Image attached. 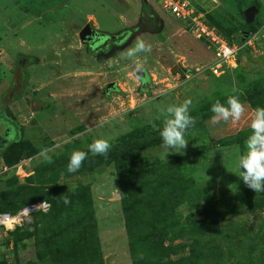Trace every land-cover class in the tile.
I'll use <instances>...</instances> for the list:
<instances>
[{
    "label": "rangeland",
    "instance_id": "374dc122",
    "mask_svg": "<svg viewBox=\"0 0 264 264\" xmlns=\"http://www.w3.org/2000/svg\"><path fill=\"white\" fill-rule=\"evenodd\" d=\"M7 1L0 0V121L14 136L0 150L8 170L0 175V213L41 200L51 208L15 229L0 227V264H264V193L239 178L232 148L243 151L252 114L264 107V43L242 48L235 68L213 75V49L154 0H72L60 12L63 0H19L45 19L31 26L27 14L1 7ZM191 1L238 44L264 23V0ZM250 7L258 12L247 24ZM153 13L158 21L147 18ZM55 16L76 20V36L90 26L109 38L94 49L84 43L83 63L46 77L29 64L45 53L37 44L64 31V22L46 21ZM19 28L29 48L11 37ZM138 38L152 46L139 57L144 82L125 56ZM51 90L58 95L48 100ZM233 94L245 103L244 116L212 122L211 105ZM187 98L197 117L189 144L162 160L150 122L162 126L161 109ZM99 137L112 138L107 157L88 152L69 173L72 151L87 152ZM43 147L55 148L51 164Z\"/></svg>",
    "mask_w": 264,
    "mask_h": 264
},
{
    "label": "clouds",
    "instance_id": "9594fccd",
    "mask_svg": "<svg viewBox=\"0 0 264 264\" xmlns=\"http://www.w3.org/2000/svg\"><path fill=\"white\" fill-rule=\"evenodd\" d=\"M264 35V29L254 35L257 38ZM152 51L151 44H148L142 38H138L134 46L130 47L125 56L132 60L135 64V71L137 73L143 71V63L139 59L141 54H147ZM233 93L238 90L232 89ZM193 100L191 98L185 99L181 104H170L166 108H162L160 116L156 119L161 120L162 126L155 122H150L153 129L157 130L162 139L160 145V158L166 160L170 154H177L187 148L188 140L185 138L189 130L193 128L197 122V117L191 114ZM245 103L242 102L240 95H229L225 102L217 99L210 108L212 113L211 120L218 123L221 120L228 122L239 121L245 114ZM251 134L244 143V149L241 150L239 145H233L232 148L236 153L238 159L236 166L240 171L239 178L243 183L255 193H264V107H256L251 117ZM110 137L96 138L88 145V151L74 150L72 151L67 165L69 173L79 171L83 162L88 157V152L93 155H100L107 157L108 152L112 147ZM65 143L69 141H64ZM62 145H56L60 147ZM55 148L43 147L40 155L43 161L51 164L52 157L49 153L53 152ZM167 161V160H166ZM63 203L68 205L71 201L67 194L62 196Z\"/></svg>",
    "mask_w": 264,
    "mask_h": 264
},
{
    "label": "built area",
    "instance_id": "2783aa9c",
    "mask_svg": "<svg viewBox=\"0 0 264 264\" xmlns=\"http://www.w3.org/2000/svg\"><path fill=\"white\" fill-rule=\"evenodd\" d=\"M154 1L160 5L163 11L182 22L186 30L191 31L198 39H202L208 44L209 48L213 49L215 60L208 66L213 75H221L225 71L235 68L238 63V53L242 48H254L259 43H264V35L253 38L261 29H264V23L259 31L247 36L240 45L229 42L215 27L210 26L206 13L197 10L190 0ZM7 171V167L3 166L0 168V175ZM50 208V203L42 200L27 204L14 213H0V227L8 230L15 229L28 222L35 215L48 213Z\"/></svg>",
    "mask_w": 264,
    "mask_h": 264
},
{
    "label": "crops",
    "instance_id": "0c3cea01",
    "mask_svg": "<svg viewBox=\"0 0 264 264\" xmlns=\"http://www.w3.org/2000/svg\"><path fill=\"white\" fill-rule=\"evenodd\" d=\"M68 1L71 2L72 0H63V2L60 4L59 10L57 12L62 11V9L64 8V6H66V3ZM7 2H8L7 4H3L1 7L5 6L4 7L5 10H8V5H10L11 6V12L10 13H12L11 15L20 14L22 16H25L27 14V10L24 7H22V5L20 4L21 2L19 0H15V1L12 0L11 2L10 1H7ZM192 4H193V2H192ZM193 5L196 7L195 4H193ZM197 10H199V9L197 8ZM40 15L41 14H38V15L27 14V16L24 17L23 20L25 22L30 23V26L33 23L44 22L45 21L44 17L40 16ZM151 15H147V18L149 17L150 20H152V21H155V19L158 21L157 15H155L154 13ZM52 20H54L56 22L57 21L64 22V24L66 25L64 31L59 30L57 33L51 34V36L48 37L51 41L50 40L47 41L45 43V45L44 44H37L36 45L38 48V49H36L37 52L41 49H44V52L47 54H51V56H47L45 53H42V55L39 56V54L36 53V56L32 57V60H31L32 62L29 64V66L31 68H35L37 70H40V69L41 70H47L48 73L47 72L45 73L46 77L49 75H51V77L52 76L54 77V75H55V77L60 75L61 73L59 71L61 70L62 66H65V64H71L72 63V64H74L73 66L75 67L77 62L80 60L83 63V50L85 48V50L87 51L86 47L88 46V45L85 46L84 43H82V41L79 38V35L78 36L75 35L76 33H78L77 30L75 29V27L77 26L76 25L77 21L74 20L72 17L69 18L68 16L67 17L64 16L62 18L61 17L58 18L55 16L54 19H51V17H49L46 21L51 23ZM9 21H10V18L7 17V18H5L4 23H8ZM68 24H69V27H68ZM23 30L24 29H20V28L15 30L16 36H11V37L15 38L19 42L20 45L26 46L27 48H29L28 47L29 44L26 42L28 44L27 45L24 42L23 36L21 34V31H23ZM67 34L72 35L71 39L69 41L64 40V38L66 36H68ZM4 37H5V34H3V33L0 34V39H3ZM77 37H78V39H77ZM52 39H57V40L52 42ZM77 40H80V41H77ZM77 42L78 43L81 42V43H79V45H78ZM70 52H72V54H69ZM79 55H80V57H79ZM57 95H58V93L56 91L51 90L50 93L48 94L47 98H48V100H51V98L56 99Z\"/></svg>",
    "mask_w": 264,
    "mask_h": 264
},
{
    "label": "water",
    "instance_id": "95a60500",
    "mask_svg": "<svg viewBox=\"0 0 264 264\" xmlns=\"http://www.w3.org/2000/svg\"><path fill=\"white\" fill-rule=\"evenodd\" d=\"M258 10L255 7H250L245 11V20L247 24H251L254 21V17L257 14ZM96 35V36H95ZM106 37V38H105ZM79 38L83 43H87L89 45L93 43H97L98 40H105L109 38L105 34L97 33L93 29H91L90 26H86L83 28V30L79 33ZM99 44V42L97 43ZM92 46V45H91ZM135 77H137L140 80H145L146 78V71L143 70L139 73H135ZM114 84H110L108 88H113ZM107 88V89H108ZM106 89V90H107Z\"/></svg>",
    "mask_w": 264,
    "mask_h": 264
},
{
    "label": "flooded vegetation",
    "instance_id": "af4514ba",
    "mask_svg": "<svg viewBox=\"0 0 264 264\" xmlns=\"http://www.w3.org/2000/svg\"><path fill=\"white\" fill-rule=\"evenodd\" d=\"M101 41L103 40L102 39L98 40L97 43L98 42L100 43ZM97 43L92 42L91 44L92 46L89 44L87 45L89 48L94 49V47L98 45ZM141 81L144 82V80H141ZM13 136H14L13 127L9 123L0 121V150L3 149V147H5L8 144L9 140Z\"/></svg>",
    "mask_w": 264,
    "mask_h": 264
},
{
    "label": "trees",
    "instance_id": "16d2710c",
    "mask_svg": "<svg viewBox=\"0 0 264 264\" xmlns=\"http://www.w3.org/2000/svg\"><path fill=\"white\" fill-rule=\"evenodd\" d=\"M206 18H207V20H208V23L210 24V26H213V27H215L216 29H217V31L226 39V40H228L229 42H233V41H230L229 39H228V37L225 35V33L222 31V30H220L219 29V27L218 26H216L212 21H211V19H210V17L206 14ZM255 25V24H254ZM258 27V29L260 30L261 29V26H257ZM259 30H254V32H256V31H259ZM253 32V33H254ZM251 35V34H250ZM106 36H108V35H106ZM247 36H249V35H246L245 37H243V41L245 40V38L247 37ZM106 38V37H105ZM243 41H241L242 43H243ZM242 43H240L241 45H242ZM238 44V43H237ZM231 70V69H230ZM63 195H65V194H63ZM62 195V196H63ZM62 196H61V198H62ZM42 201V200H41ZM35 202H37V201H35ZM63 205H64V203H62ZM61 209V208H60ZM61 211H62V209H61ZM1 213H3V212H1ZM58 214H59V212H57ZM38 215H42V214H38ZM36 216V215H35ZM57 215H55V216H53V221L55 222V220H57ZM46 223L48 224V221H47V219H43V220H41V224L42 225H46Z\"/></svg>",
    "mask_w": 264,
    "mask_h": 264
}]
</instances>
